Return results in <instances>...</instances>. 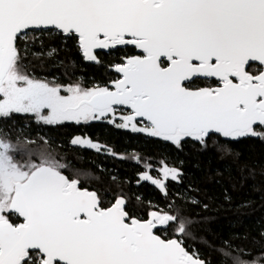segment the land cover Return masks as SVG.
Wrapping results in <instances>:
<instances>
[{
	"label": "snow or ice",
	"instance_id": "1",
	"mask_svg": "<svg viewBox=\"0 0 264 264\" xmlns=\"http://www.w3.org/2000/svg\"><path fill=\"white\" fill-rule=\"evenodd\" d=\"M52 30L76 39L91 61L96 49L140 54L113 66L112 88L53 84L29 74L19 49L30 32ZM196 79L212 84L189 87ZM121 106L130 112L117 127L177 146L185 138L206 145L212 134L264 139V0H0V119L112 124ZM72 143L102 150L90 139ZM10 149L0 140V264H206L184 246L190 233L180 215L141 220L123 196L104 207L67 165L47 155L20 163ZM179 176L164 170L165 181ZM177 221L173 238L156 234ZM242 255L250 254L225 253L224 264H250Z\"/></svg>",
	"mask_w": 264,
	"mask_h": 264
},
{
	"label": "trees",
	"instance_id": "2",
	"mask_svg": "<svg viewBox=\"0 0 264 264\" xmlns=\"http://www.w3.org/2000/svg\"><path fill=\"white\" fill-rule=\"evenodd\" d=\"M30 75L62 86L108 87L116 75L110 70L133 50L97 53L85 62L78 41L57 31L31 32L19 43ZM45 137V138H44ZM84 137L101 151L73 145ZM0 140L11 145L20 163H39L43 155L67 165L66 175L79 176L81 186L101 194L104 207L123 196L130 215L145 220L151 211L180 215L188 226L184 246L206 264H224L225 253L264 264V139L227 141L211 136L206 145L185 138L179 146L157 137L134 135L113 126L70 123L46 125L30 114L0 119ZM162 166L179 170L166 189L141 180ZM18 218L10 217L17 224ZM180 221L161 238L171 239ZM227 264H233L227 258Z\"/></svg>",
	"mask_w": 264,
	"mask_h": 264
},
{
	"label": "flooded vegetation",
	"instance_id": "3",
	"mask_svg": "<svg viewBox=\"0 0 264 264\" xmlns=\"http://www.w3.org/2000/svg\"><path fill=\"white\" fill-rule=\"evenodd\" d=\"M125 48H127V47H125ZM118 49H122V48H118ZM117 49V50H118ZM127 49H130V50H133V52L132 53H126V55H124L123 57H122V60L124 61V59L126 58V57H128V56H134V55H136V53H135V50H134V48H127ZM116 75V74H115ZM117 79H119V76H117L116 75V78H115V80H117ZM114 80V81H115ZM210 84H212V82L211 81H206V80H202V79H196V80H194L190 85H189V87H191V88H200V87H206V86H209ZM212 86H215L214 84L212 85ZM100 87H103V86H100ZM109 87V86H108ZM109 88H111V87H109ZM129 112H130V110L129 109H126V108H121V107H119L118 108V110H117V112L115 113V123H112V124H110V123H108L107 122V120H104V121H92V122H89V123H87V124H85V123H81V124H76V123H74V122H71L70 124H75V125H81V126H86V127H88V126H90V125H101V126H113V127H115V129L116 130H122V131H126V132H130L131 134H134V135H145V136H147L145 133H139V132H133L132 130H131V127L129 126V128H119V127H117L116 125L117 124H120V123H123V121H122V117L123 116H126V115H128L129 114ZM31 115V114H30ZM113 117L112 116H110L109 117V119H112ZM37 119V118H36ZM63 123H68V122H63ZM144 123H146V122H142L141 120H140V118H138V120H137V126L138 127H143V125H144ZM213 135H215V136H218V135H216V134H212L211 136H213ZM210 136V137H211ZM77 138H84V137H77ZM158 138V137H157ZM86 139H88V138H86ZM160 139H162V138H160ZM89 140V139H88ZM163 140V139H162ZM82 187V186H81ZM84 188V187H83ZM91 191V190H90ZM16 217V216H15ZM17 218V217H16ZM20 221H18V223H19ZM162 231H164V228L162 229H158V230H156V232L157 233H161Z\"/></svg>",
	"mask_w": 264,
	"mask_h": 264
},
{
	"label": "water",
	"instance_id": "4",
	"mask_svg": "<svg viewBox=\"0 0 264 264\" xmlns=\"http://www.w3.org/2000/svg\"><path fill=\"white\" fill-rule=\"evenodd\" d=\"M65 37V36H64ZM78 46H79V44H78ZM134 48L133 46H127V48ZM118 48H125V47H123V46H120V47H118ZM118 48H116V49H96V50H94L93 51V54L96 56V54L97 53H108V52H113V51H116ZM134 50H135V53H136V55H139L140 54V52H139V50L138 49H136V48H134ZM79 51H80V53H81V56H82V58L84 59V61L85 62H90L91 60H88V59H86L85 57H84V55H83V51H82V49L79 47ZM114 74H116L117 76H119V78H120V74L119 73H117L116 71H115V68L114 67H112L111 69H110ZM113 82V81H112ZM112 82L109 84V87H113V85H112ZM121 108H123L122 106H121ZM127 109V108H126ZM114 203V202H113ZM111 206V205H110ZM109 206V207H110ZM152 212V211H151ZM157 212V211H156ZM150 213V212H149ZM159 213V212H158ZM18 218V217H17ZM149 218V214L147 215V218L146 219H148ZM145 219V220H146ZM18 220L20 221L19 223H21L22 222V219L21 218H18ZM18 224V223H17ZM163 229V228H165V227H162V226H158V229Z\"/></svg>",
	"mask_w": 264,
	"mask_h": 264
},
{
	"label": "rangeland",
	"instance_id": "5",
	"mask_svg": "<svg viewBox=\"0 0 264 264\" xmlns=\"http://www.w3.org/2000/svg\"><path fill=\"white\" fill-rule=\"evenodd\" d=\"M65 122H68V123H71V122H73V121H65ZM75 123V122H74ZM129 128V127H128ZM45 138V137H44ZM74 139H76V138H74ZM82 139H84V140H88V139H86V138H82ZM73 145H75V146H77V147H80V148H88V147H85V146H82V145H79V144H73ZM88 149H92V148H88ZM93 150H96V149H93ZM97 151V150H96ZM170 169V168H168V167H164V166H162L160 169H158L157 171L155 170V171H153V175H151L150 173H148V172H145L144 174H142L141 176H140V179L141 180H145V179H143V176L144 175H148V176H151L152 178H154V179H158V180H162L164 183L167 181H165L164 180V170L165 169ZM168 180H171V179H168ZM148 182H151L150 180H147ZM192 254H194V255H196V253H192Z\"/></svg>",
	"mask_w": 264,
	"mask_h": 264
},
{
	"label": "built area",
	"instance_id": "6",
	"mask_svg": "<svg viewBox=\"0 0 264 264\" xmlns=\"http://www.w3.org/2000/svg\"><path fill=\"white\" fill-rule=\"evenodd\" d=\"M31 33V32H30Z\"/></svg>",
	"mask_w": 264,
	"mask_h": 264
}]
</instances>
